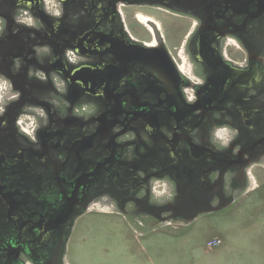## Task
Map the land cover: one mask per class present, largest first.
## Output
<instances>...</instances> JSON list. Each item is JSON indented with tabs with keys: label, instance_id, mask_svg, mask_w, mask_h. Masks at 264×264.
<instances>
[{
	"label": "flooded vegetation",
	"instance_id": "flooded-vegetation-1",
	"mask_svg": "<svg viewBox=\"0 0 264 264\" xmlns=\"http://www.w3.org/2000/svg\"><path fill=\"white\" fill-rule=\"evenodd\" d=\"M131 7L190 17L187 73L165 47L134 65ZM0 19V264H65L104 197L186 236L264 159V0H0Z\"/></svg>",
	"mask_w": 264,
	"mask_h": 264
},
{
	"label": "rangeland",
	"instance_id": "rangeland-1",
	"mask_svg": "<svg viewBox=\"0 0 264 264\" xmlns=\"http://www.w3.org/2000/svg\"><path fill=\"white\" fill-rule=\"evenodd\" d=\"M123 12L131 35L144 46L158 39L138 16L154 20L160 28L162 45L190 70L187 51L193 27L190 17L151 7L123 8ZM247 168L250 174L239 189L233 191L235 196L232 193L228 197L233 196L232 203L209 213L211 215L205 216L207 219L196 220V233L188 243L168 239L174 234H185L184 230L177 231L182 228L162 226L168 223L166 220L180 224L181 219L156 220L147 214H119L112 199L97 200L77 222L67 247L65 264H264V159ZM154 186L151 198L154 205L170 200L172 190L168 182L161 180ZM154 221L156 225L150 224ZM214 233L219 234L214 236ZM208 236L211 237L206 239ZM216 237L221 239V244L211 246V240ZM223 237L227 242L222 250ZM205 239L206 249H203ZM186 245L190 248H181Z\"/></svg>",
	"mask_w": 264,
	"mask_h": 264
},
{
	"label": "water",
	"instance_id": "water-1",
	"mask_svg": "<svg viewBox=\"0 0 264 264\" xmlns=\"http://www.w3.org/2000/svg\"><path fill=\"white\" fill-rule=\"evenodd\" d=\"M157 39H158V42H159V46L158 47H159V49H161V51L159 52V54H157V56H153V55L147 54L148 48L146 46L142 45V44L136 43V44L133 45V50L134 51H133V55H132L131 58H133L134 65L137 64V62H134V61H139L138 63L144 62L145 64L147 63V64L156 65V64H159V63L162 62V61H157L156 60V59H160V57L163 58L165 60L164 62H166V63L171 62V59H170L167 51L165 50L164 46L162 45V41H161L159 35H158ZM257 160H255V161H257ZM249 165L247 164L246 166L248 167ZM239 179L242 180V183H243L245 177L240 176ZM231 203H232V197L229 200H225V202L223 204H221L220 206L214 207L213 211H219L221 209H224L228 205H230ZM124 207H125V205H121L120 208L123 209ZM174 208H175V205L169 204L168 205V209L164 208V211L165 210H169L170 211L172 209L174 210Z\"/></svg>",
	"mask_w": 264,
	"mask_h": 264
},
{
	"label": "bare ground",
	"instance_id": "bare-ground-1",
	"mask_svg": "<svg viewBox=\"0 0 264 264\" xmlns=\"http://www.w3.org/2000/svg\"><path fill=\"white\" fill-rule=\"evenodd\" d=\"M138 19L142 24H144L150 30L151 33H153L155 38H157L158 35H159V37H161L160 36V28L154 20L150 19L149 17L143 16V15H139ZM145 46L149 47V48H156L159 46V42L155 40L152 44H145ZM185 68L186 67L184 65H182L181 71L185 72V70H186V73H187L188 68H186V69ZM6 88H7V86L3 82H1L0 83V96H2V94L4 93ZM181 223H182V225L184 224V222H181Z\"/></svg>",
	"mask_w": 264,
	"mask_h": 264
},
{
	"label": "clouds",
	"instance_id": "clouds-1",
	"mask_svg": "<svg viewBox=\"0 0 264 264\" xmlns=\"http://www.w3.org/2000/svg\"><path fill=\"white\" fill-rule=\"evenodd\" d=\"M16 21H17V23L28 24L29 26H31V24H32V21L30 19H28V20L22 19L19 15L16 17ZM3 25H4V21L2 19H0V30H2ZM37 51L39 52L41 50L39 48H37ZM48 51H49V49L47 47H45L43 49V52H45V53L48 52ZM16 64H17V66H19V61L18 60L16 61ZM187 100H188L189 103H194L195 100H196V97L193 96L192 94H189L188 97H187ZM236 135H237L236 130H232L231 131V138H235ZM125 138L127 139V138H130V137H125ZM229 143H230V139L229 138H224L222 144L220 145V147H225L226 148Z\"/></svg>",
	"mask_w": 264,
	"mask_h": 264
},
{
	"label": "crops",
	"instance_id": "crops-1",
	"mask_svg": "<svg viewBox=\"0 0 264 264\" xmlns=\"http://www.w3.org/2000/svg\"><path fill=\"white\" fill-rule=\"evenodd\" d=\"M224 216H226V214L224 215ZM224 216H222V218L224 217ZM196 225L194 224V225H192L191 226V229H189V232L187 233V235L186 236H181V235H179V234H174V236H171V238H168L167 236V238L168 239H170V240H172V239H175L174 241H177V242H183V243H188L189 241H190V237H191V235L192 234H194V233H196V231H195V229H194V227H195ZM197 233H199V232H197ZM219 233H214L213 235L215 236V235H218ZM222 236H223V233L221 234ZM211 236H208V237H206V239H208V238H210ZM206 239L204 240V247L202 246L201 248H203V249H206V245H205V241H206ZM222 239H224V244L222 245V247L220 248V249H222L223 250V248H224V246H225V244H226V240H225V238L223 237ZM182 249H189L190 248V245H186V246H184V247H181ZM220 249H218L217 251L219 252L220 251ZM193 252H194V250H192Z\"/></svg>",
	"mask_w": 264,
	"mask_h": 264
},
{
	"label": "built area",
	"instance_id": "built-area-1",
	"mask_svg": "<svg viewBox=\"0 0 264 264\" xmlns=\"http://www.w3.org/2000/svg\"><path fill=\"white\" fill-rule=\"evenodd\" d=\"M7 89V88H6ZM5 92H6V90L4 91V93L2 94V96H0L1 98L4 96V94H5ZM0 98V99H1ZM221 244V239H219V238H213L212 240H211V246H214V247H217V246H219Z\"/></svg>",
	"mask_w": 264,
	"mask_h": 264
}]
</instances>
